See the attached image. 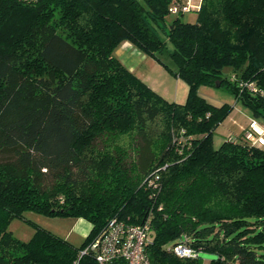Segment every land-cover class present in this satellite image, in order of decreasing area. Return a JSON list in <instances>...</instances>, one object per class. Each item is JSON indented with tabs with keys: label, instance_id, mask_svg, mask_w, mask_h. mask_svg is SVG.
Returning <instances> with one entry per match:
<instances>
[{
	"label": "trees",
	"instance_id": "obj_1",
	"mask_svg": "<svg viewBox=\"0 0 264 264\" xmlns=\"http://www.w3.org/2000/svg\"><path fill=\"white\" fill-rule=\"evenodd\" d=\"M177 1L0 0V264H97L82 250L112 217L148 222L150 264H264V145L241 131L216 147L232 106L197 93L224 86L264 123V0H200L195 22H168ZM166 39L183 102L114 54L127 40L160 61ZM24 211L91 227L76 246ZM13 218L32 223L29 240Z\"/></svg>",
	"mask_w": 264,
	"mask_h": 264
},
{
	"label": "rangeland",
	"instance_id": "obj_2",
	"mask_svg": "<svg viewBox=\"0 0 264 264\" xmlns=\"http://www.w3.org/2000/svg\"><path fill=\"white\" fill-rule=\"evenodd\" d=\"M191 2L193 4H197L200 3V0H191ZM174 17L175 14H168L166 16V21L169 22ZM180 18L184 22H195L197 18V9H192L191 11L181 14ZM159 33L164 38L163 32L159 31ZM135 48V50L138 51V54L142 56L139 61L137 59L136 67L139 74L142 75L148 83L153 85V87L159 91L165 93V95L169 98L178 99L177 102L185 101L188 95V84L181 77L174 76L162 64L163 62L168 66H174L169 56V52L172 49L171 43L166 39V46L163 52L158 55L161 62L147 55L137 47ZM197 93L202 95L212 104L220 105L222 103H228L232 106L229 114L217 125L214 130L213 142L216 147L221 144L225 136L239 135L242 129L246 127L249 120L254 118L249 109L245 107L240 100L236 99L233 93L224 86L201 84L197 87ZM9 157V152L0 151V161L7 160ZM23 216L30 222L32 221L40 227L48 229L60 236L67 235L70 238V242L76 246L80 245L85 238V235L81 232V226H72L75 218L68 216L53 217L35 211H24ZM27 220L13 218L8 225L12 234L16 238L24 241L29 240L34 232V226ZM81 222L87 224L86 220Z\"/></svg>",
	"mask_w": 264,
	"mask_h": 264
},
{
	"label": "built area",
	"instance_id": "obj_3",
	"mask_svg": "<svg viewBox=\"0 0 264 264\" xmlns=\"http://www.w3.org/2000/svg\"><path fill=\"white\" fill-rule=\"evenodd\" d=\"M199 3L193 4L191 0L173 2L168 7L170 14H183L192 9H198ZM251 92L257 88L252 82L241 83ZM244 137L254 145H264V123L256 118H251L242 129ZM235 136H229L234 140ZM156 178L146 179L148 186H155ZM150 239V227L147 221L132 223L125 219L112 217L108 220L104 229L95 236L82 250V253H91L97 264H150L144 248ZM173 251L180 257H194L196 252L186 245H175Z\"/></svg>",
	"mask_w": 264,
	"mask_h": 264
},
{
	"label": "crops",
	"instance_id": "obj_4",
	"mask_svg": "<svg viewBox=\"0 0 264 264\" xmlns=\"http://www.w3.org/2000/svg\"><path fill=\"white\" fill-rule=\"evenodd\" d=\"M136 48L134 47V45L127 41V40H123L121 41L118 46L115 48V54L116 57L131 71L133 72L136 76H138L141 80H143L144 82H146L153 90H155L157 93H159L160 95H162L164 98H166L169 101H177L178 99H171L169 98L167 95H165V93L159 91L158 89H156L155 87H153V85H151L150 83H148V81L139 74V72L137 71V59L138 61L142 58V56H140V54H138V51L135 50ZM247 125V124H246ZM244 127V126H243ZM74 218V217H72ZM85 219L83 218H75L72 226L76 227V226H81V232L83 235H87L91 224L89 222L84 223L81 221H84ZM82 223V224H81ZM62 237H64L65 239L70 241V238L67 235H62Z\"/></svg>",
	"mask_w": 264,
	"mask_h": 264
},
{
	"label": "water",
	"instance_id": "obj_5",
	"mask_svg": "<svg viewBox=\"0 0 264 264\" xmlns=\"http://www.w3.org/2000/svg\"><path fill=\"white\" fill-rule=\"evenodd\" d=\"M197 257L202 258V259H206V260H214L217 258V255L212 254V253H208V252H204V251H199L197 253Z\"/></svg>",
	"mask_w": 264,
	"mask_h": 264
}]
</instances>
